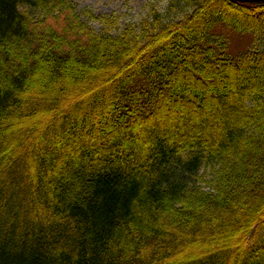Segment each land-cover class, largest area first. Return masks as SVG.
<instances>
[{
	"label": "trees",
	"instance_id": "trees-1",
	"mask_svg": "<svg viewBox=\"0 0 264 264\" xmlns=\"http://www.w3.org/2000/svg\"><path fill=\"white\" fill-rule=\"evenodd\" d=\"M166 10L0 0V264H264V2Z\"/></svg>",
	"mask_w": 264,
	"mask_h": 264
},
{
	"label": "rangeland",
	"instance_id": "rangeland-1",
	"mask_svg": "<svg viewBox=\"0 0 264 264\" xmlns=\"http://www.w3.org/2000/svg\"><path fill=\"white\" fill-rule=\"evenodd\" d=\"M171 0H73L78 11L81 13L84 10H90L96 15L119 16L118 29L112 31L113 35L120 34L128 26H138L145 18L151 17L154 11H159L162 14H167V7ZM188 11V10H187ZM191 9H189V12ZM182 12L177 9L169 12L170 19H179L182 17ZM87 21L91 28L97 33L103 30V24L100 21L88 20L87 17H82ZM225 37L228 40L227 56L238 57L247 49L252 47L254 35L250 33H241L234 29L227 28ZM263 42V41H262ZM261 42V43H262ZM260 43V45H261ZM201 172L206 174L207 180L211 179V171L204 168Z\"/></svg>",
	"mask_w": 264,
	"mask_h": 264
},
{
	"label": "water",
	"instance_id": "water-1",
	"mask_svg": "<svg viewBox=\"0 0 264 264\" xmlns=\"http://www.w3.org/2000/svg\"><path fill=\"white\" fill-rule=\"evenodd\" d=\"M242 3H262L264 0H235Z\"/></svg>",
	"mask_w": 264,
	"mask_h": 264
}]
</instances>
